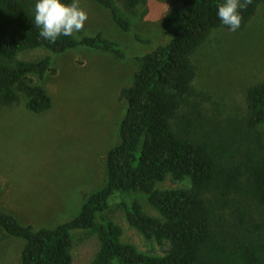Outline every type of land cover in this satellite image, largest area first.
I'll list each match as a JSON object with an SVG mask.
<instances>
[{"label": "trees", "instance_id": "obj_1", "mask_svg": "<svg viewBox=\"0 0 264 264\" xmlns=\"http://www.w3.org/2000/svg\"><path fill=\"white\" fill-rule=\"evenodd\" d=\"M130 31L116 0H94ZM262 0L241 10L243 27ZM71 3L72 0H62ZM134 12L146 0H119ZM225 0H181L164 15V32L153 49L135 55L140 65L118 99L127 107L119 124V142L105 155L106 180L88 194L77 215L52 227L32 228L0 210V241L24 239L19 264H73L70 246L81 230L98 237L89 264H264V79L246 89L247 112L237 127L219 128L188 97L196 66L191 58L210 32L224 27L217 16ZM36 0H0V108L23 96L31 112L49 108L46 89L32 80L49 69L51 56L27 60L18 54L38 47L52 53L82 45L123 57L120 45L99 33L43 39L34 23ZM228 29V28H227ZM136 39L146 41L135 35ZM169 177L188 179L184 187L157 188ZM137 191L158 215L138 200L123 201L127 223L163 247L162 254L139 251L122 242V227L105 211L116 191ZM256 210L260 217L250 215ZM227 211L228 221L225 216Z\"/></svg>", "mask_w": 264, "mask_h": 264}, {"label": "rangeland", "instance_id": "obj_2", "mask_svg": "<svg viewBox=\"0 0 264 264\" xmlns=\"http://www.w3.org/2000/svg\"><path fill=\"white\" fill-rule=\"evenodd\" d=\"M181 0H146L134 12L116 6L129 21L124 31L109 10L94 0H79L87 12L84 29L73 37L101 36L117 42L123 57L78 45L59 53L44 47L18 57L37 60L51 56L42 78L31 74L48 92L51 103L31 112L18 102L0 108V210L21 224L37 229L71 219L86 196L106 180L105 155L119 142V124L127 102L118 99L121 87L131 84L140 62L134 58L150 51L164 32L165 13ZM138 35L142 39H136ZM196 66L189 102L197 104L219 128L240 126L246 115V89L264 79V0L251 19L235 32L214 28L191 56ZM264 132V122L258 127ZM188 179L166 177L157 188L184 187ZM138 200L149 215H158L137 191H116L105 214L122 227L120 240L139 251L162 254L163 247L130 226L122 202ZM255 218L256 210L250 211ZM225 216L228 221L227 211ZM24 239L7 236L0 241V264H19ZM98 237L88 230L74 234L70 246L73 264H89Z\"/></svg>", "mask_w": 264, "mask_h": 264}, {"label": "clouds", "instance_id": "obj_3", "mask_svg": "<svg viewBox=\"0 0 264 264\" xmlns=\"http://www.w3.org/2000/svg\"><path fill=\"white\" fill-rule=\"evenodd\" d=\"M252 0H225L218 6L217 16L229 31L239 29L241 10L246 9ZM88 19L87 12L80 6L79 0L64 3L62 0H36L34 23L40 29L39 35L55 43L61 35L72 36L84 29Z\"/></svg>", "mask_w": 264, "mask_h": 264}]
</instances>
